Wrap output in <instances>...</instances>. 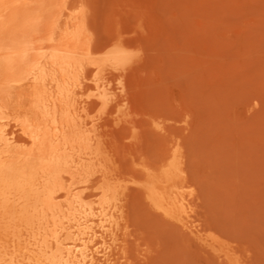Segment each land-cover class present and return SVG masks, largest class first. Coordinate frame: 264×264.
Listing matches in <instances>:
<instances>
[{"label": "bare ground", "instance_id": "1", "mask_svg": "<svg viewBox=\"0 0 264 264\" xmlns=\"http://www.w3.org/2000/svg\"><path fill=\"white\" fill-rule=\"evenodd\" d=\"M89 18V0H0V264H122L135 195L195 231L180 147L119 157L112 126L132 125L140 50ZM198 237L243 264L220 236Z\"/></svg>", "mask_w": 264, "mask_h": 264}, {"label": "rangeland", "instance_id": "2", "mask_svg": "<svg viewBox=\"0 0 264 264\" xmlns=\"http://www.w3.org/2000/svg\"><path fill=\"white\" fill-rule=\"evenodd\" d=\"M100 38L140 50L126 77L132 125L112 126L120 159L180 147L194 232L136 195L122 264H264V0H89Z\"/></svg>", "mask_w": 264, "mask_h": 264}]
</instances>
